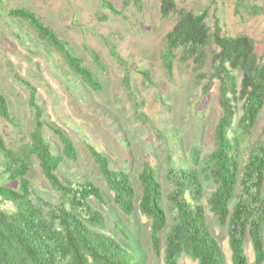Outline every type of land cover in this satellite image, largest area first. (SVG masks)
Listing matches in <instances>:
<instances>
[{
  "label": "trees",
  "instance_id": "16d2710c",
  "mask_svg": "<svg viewBox=\"0 0 264 264\" xmlns=\"http://www.w3.org/2000/svg\"><path fill=\"white\" fill-rule=\"evenodd\" d=\"M99 2L117 14L107 1ZM248 2L236 0L235 14H244ZM135 3L141 7L140 0ZM174 9L173 0H162L161 19H166ZM7 16L25 22L39 42L61 56L72 76L85 88L102 90L82 59L35 12L18 7L9 9ZM206 17V11L182 15L164 38L160 60L165 74L171 78L179 52L180 61L193 62L194 83L207 80L206 90L213 79L218 82L220 117L213 130V150L201 157L198 148L193 147L191 165L184 168L167 163L170 190L165 195L155 168L143 160L135 177L140 188L137 211L149 222L150 249L156 257L162 253L163 264H180L183 255L196 264H224L220 245L211 234L201 204L206 193L210 213L225 228L231 264H246L247 237L254 264H263L264 138L258 139L254 128L264 109V58L255 66L251 40L243 36L230 38L217 21L209 29ZM85 50L94 64L100 66L99 57ZM115 57L120 65H125L118 55ZM206 63L212 70L209 74ZM142 76L152 83L147 72H142ZM17 80L29 92L34 125L28 141L21 142L16 149L6 146L0 130V176L4 181L0 184V264H145L104 233L105 218L90 202L93 199L104 204L102 192L94 182L59 176L62 165L78 160V149L64 131L44 121L36 103V89L22 79ZM122 86L132 97L134 118L147 127L149 120L133 98L127 73ZM238 104L240 114L235 119ZM0 118L12 120L7 99L1 92ZM44 128L58 139L59 154L53 153L44 138ZM83 143L99 178L112 194L113 203L125 217H132L136 186L128 173L113 168L110 159L87 140ZM35 166L57 195L56 202L33 189L30 175ZM5 203L11 205L10 211L2 209ZM169 212L175 215L168 227Z\"/></svg>",
  "mask_w": 264,
  "mask_h": 264
},
{
  "label": "rangeland",
  "instance_id": "374dc122",
  "mask_svg": "<svg viewBox=\"0 0 264 264\" xmlns=\"http://www.w3.org/2000/svg\"><path fill=\"white\" fill-rule=\"evenodd\" d=\"M105 1L117 14L105 9L99 0H0V92L7 99L12 118L11 122L0 118V130L8 148L16 149L28 141L34 125L33 112L28 104L29 92L17 79L28 82L36 89V103L44 121L64 131L78 149V160L62 165L59 176L94 182L104 204L93 199L90 202L105 218L104 233L145 264H163L162 253L156 257L150 249L149 222L137 211L140 188L136 174L142 161H149L165 195L170 190L167 163L176 168L190 166L193 147L198 148L201 157L210 153L213 130L220 117L218 82L213 79L206 90L207 80L194 83L191 60L180 61L177 52L172 77H167L160 60L164 38L185 13L206 11L209 29L217 21L230 38L243 36L251 40L256 66L264 58V0H249L241 16L234 11L236 0H173L175 9L166 19L160 17L162 0H140V8L135 0ZM18 7L35 12L69 45L101 84L100 92L85 88L75 79L61 56L39 42L25 22L7 16L9 9ZM85 49L99 57L100 66L94 64ZM115 55L125 65H120ZM205 70L211 73L209 63ZM142 72L149 74L152 83L144 80ZM125 73L133 98L149 120L147 127L134 118L132 97L122 86ZM237 80L239 83L240 78ZM237 111L235 119L240 114V104ZM254 133L258 139L264 138V109ZM43 134L53 153L59 154L58 139L47 128ZM85 140L106 155L113 168L125 170L136 186L132 217H125L113 203L112 194L90 162ZM30 181L34 190L51 202L57 201L37 166ZM207 197L205 193L201 204L209 229L220 245L224 264H231L225 228L210 213ZM1 207L11 210L8 203ZM174 215L167 213L168 227ZM164 232L160 234L161 247ZM244 254L246 264H254L248 237ZM179 263L196 264L184 255Z\"/></svg>",
  "mask_w": 264,
  "mask_h": 264
}]
</instances>
